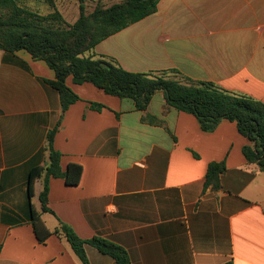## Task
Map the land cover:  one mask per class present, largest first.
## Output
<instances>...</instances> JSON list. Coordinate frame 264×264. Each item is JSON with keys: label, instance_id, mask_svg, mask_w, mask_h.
I'll list each match as a JSON object with an SVG mask.
<instances>
[{"label": "crops", "instance_id": "crops-1", "mask_svg": "<svg viewBox=\"0 0 264 264\" xmlns=\"http://www.w3.org/2000/svg\"><path fill=\"white\" fill-rule=\"evenodd\" d=\"M92 54L129 72L175 69L264 102V0H161L155 14ZM54 79L25 51L0 50V264H83L64 237L39 242L30 202L50 231L63 222L83 240H110L131 264H264V172L247 162L249 142L235 123L204 132L163 93L140 112L72 77L67 84L80 100L63 114L45 82ZM56 127L63 171L78 164L83 173L78 185L51 179V214L41 211L43 181L32 199L28 184L30 172L48 163L47 135ZM222 161L221 189L206 187L209 165ZM85 250L90 264H118Z\"/></svg>", "mask_w": 264, "mask_h": 264}, {"label": "trees", "instance_id": "trees-1", "mask_svg": "<svg viewBox=\"0 0 264 264\" xmlns=\"http://www.w3.org/2000/svg\"><path fill=\"white\" fill-rule=\"evenodd\" d=\"M160 1L124 0L109 7L97 5L88 13L86 0H78L79 17L70 23L54 0H48L52 12L47 15L31 9L24 0H0V50L12 54L25 51L54 71L55 79L45 82L58 92L63 114L80 100L67 84V79L72 77L77 85L89 83L107 95L133 101L140 112L147 111L155 94L163 93L168 107L193 115L204 132L215 131L225 120L235 123L238 132L249 142L243 148L247 162L256 164L264 172V102L226 90L213 82L190 79L175 69L129 72L112 57L92 54L102 41L155 14ZM92 106L98 110L103 108L96 103ZM155 119L146 116L143 120L155 123ZM57 130L58 127L47 135L48 163L34 168L29 174L30 199L36 181H43L39 196L42 213L53 214L49 208L51 179L60 178L69 185H78L83 173L78 164H70L68 170L63 171L62 154L54 148ZM226 170L224 161L211 163L205 186L220 190L221 176ZM30 207L31 224L40 243L56 235L67 239L83 264H90L86 246L96 248L118 264H131L128 252L110 240L101 237L83 240L63 222L50 231L31 202Z\"/></svg>", "mask_w": 264, "mask_h": 264}, {"label": "rangeland", "instance_id": "rangeland-1", "mask_svg": "<svg viewBox=\"0 0 264 264\" xmlns=\"http://www.w3.org/2000/svg\"><path fill=\"white\" fill-rule=\"evenodd\" d=\"M26 5L33 10L40 12L42 15H47L52 12L51 4L48 0H24ZM124 0H86V10L92 12L97 5L109 7L113 4L120 3ZM55 5L64 15L68 22H74L79 16L78 0H54Z\"/></svg>", "mask_w": 264, "mask_h": 264}, {"label": "built area", "instance_id": "built-area-1", "mask_svg": "<svg viewBox=\"0 0 264 264\" xmlns=\"http://www.w3.org/2000/svg\"><path fill=\"white\" fill-rule=\"evenodd\" d=\"M0 251H1V249H0Z\"/></svg>", "mask_w": 264, "mask_h": 264}]
</instances>
